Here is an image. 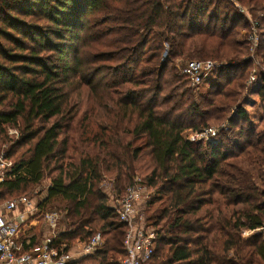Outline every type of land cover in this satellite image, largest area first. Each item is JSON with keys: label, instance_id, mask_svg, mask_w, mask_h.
<instances>
[{"label": "trees", "instance_id": "1", "mask_svg": "<svg viewBox=\"0 0 264 264\" xmlns=\"http://www.w3.org/2000/svg\"><path fill=\"white\" fill-rule=\"evenodd\" d=\"M237 1L264 62V0ZM249 30L230 0H0V155L13 162L0 205L49 174L38 211L64 215L53 246L66 254L100 233L102 248L69 264H120L127 226L101 183L123 197L141 174L151 264H264L263 236L244 237L264 224V130L243 106ZM193 60L222 65L198 96L181 69ZM212 126L216 144L185 135Z\"/></svg>", "mask_w": 264, "mask_h": 264}, {"label": "built area", "instance_id": "2", "mask_svg": "<svg viewBox=\"0 0 264 264\" xmlns=\"http://www.w3.org/2000/svg\"><path fill=\"white\" fill-rule=\"evenodd\" d=\"M237 9L250 21V32L247 41L251 51L254 53L259 46L260 36L258 32L259 24L252 18L247 9L237 0ZM252 53V54H253ZM255 60L254 55L251 56ZM222 65L214 61H191L182 70V74L189 78L193 87L200 86L204 79ZM264 73V72H263ZM251 77L249 85H252L257 78ZM258 82V83H257ZM258 88L263 84L262 80H257ZM188 139L192 142L205 139L207 143L216 144L218 132L214 128H208L203 132L191 134ZM13 162L7 158L6 154L0 155V182L8 173H12ZM144 188L136 183L127 193L117 200L114 208L120 220L127 226L124 239L125 256L120 264H151L156 252V233L138 221L139 207L143 199ZM25 207L29 212H37L32 206V199L21 197L0 205V264H69L71 258L61 254L54 246L53 242L62 232L61 221L64 215L58 212H48L44 216V221L50 229V236L38 246L33 253H26L23 244L20 242V235L24 221H9L4 213H11L17 209ZM4 213H3V212ZM249 235L261 234L264 238V224L255 231H248ZM80 253L84 256L94 255L103 246V237L96 234L89 242L81 243Z\"/></svg>", "mask_w": 264, "mask_h": 264}, {"label": "rangeland", "instance_id": "3", "mask_svg": "<svg viewBox=\"0 0 264 264\" xmlns=\"http://www.w3.org/2000/svg\"><path fill=\"white\" fill-rule=\"evenodd\" d=\"M233 3H235V2H233ZM237 3L240 5V3L238 1H237ZM235 5H236V3H235ZM236 7H237V5H236ZM249 32H250V30L248 32L247 31L242 32L241 34L246 39L248 37ZM252 53L253 52L251 51L250 57L252 55H254V53L253 54ZM254 57H255V60H253V63L251 65V73H250V80L249 81H251L252 76L256 77L257 80L258 79L260 80L261 79L260 75L263 74V72H264V62L261 59L257 58L256 55H254ZM179 61L180 60H178L176 62L178 63ZM193 61H212V60H193ZM189 62H191V61H189ZM214 62L221 65V63H219L217 61H214ZM183 68L184 67H182L181 69H183ZM257 80L251 85L249 92L246 93V95L243 99V103H244L243 106L247 110V112L249 113L250 125H252V127H254L257 131L261 132L264 130V103L260 101L259 96L257 97V95H255V93L258 94L257 89L259 87L257 84L258 83ZM211 82H212V80L210 78H208L200 86L195 87V88H198L195 92L197 94L196 96H198L199 94L206 93L210 89ZM85 109H87V106H85V108L81 111V114L79 115L78 119L81 118V115L85 111ZM224 127H225V129H227V126L223 125V128ZM211 128H214L218 132V140H219V138H221V137H219L220 127L218 128L216 126H212ZM191 134H195V133H193L191 131H188L185 133L187 138ZM11 135H13L15 137L17 136V134L14 130L11 131ZM200 141L207 143L205 139H202ZM235 163L240 165L243 169L252 172L256 177L259 175L258 170L256 168H254L252 165L248 164L247 162H245L243 160H238L237 162L235 161ZM142 177L143 176H141V174H140L137 176V178L135 180L136 183H139L144 188L143 189L144 191L142 194L143 199H142V201L140 203V207H139L138 221L141 222V224L146 225L150 229V231H155V228H153V226L150 225L151 224V222L149 221L150 211L148 208V203L150 202V200H152L154 198V194H153V191L151 189L146 188L145 184H142V182H141ZM51 179L52 178L48 174L45 177V179L43 180L41 185H39L35 188L32 187L23 195H27L29 198H31L33 201H35L37 203V205H39V203H41L47 196V191H48L49 185L51 184ZM101 187H102L104 193H106L109 197V205L111 207H114L117 200H119L121 197V196L119 197L118 195H116L114 181L111 179V177L106 176V177H104V179L101 183ZM18 196H20V195H18ZM11 198L12 197L8 198L7 200H10ZM157 206L158 205H155L154 208H156ZM52 212L61 213L60 211H52ZM46 213H48V212L42 211V214L38 217V219L42 218L44 220V216ZM42 219L39 220V221H41L39 223V227L44 226L43 222L45 223V221H43ZM24 231H26V230H24L22 228L21 229V235H23ZM244 237H250L248 231L245 232ZM41 241L42 240H40L39 242H41ZM75 248H76V245L71 250H77Z\"/></svg>", "mask_w": 264, "mask_h": 264}, {"label": "crops", "instance_id": "4", "mask_svg": "<svg viewBox=\"0 0 264 264\" xmlns=\"http://www.w3.org/2000/svg\"><path fill=\"white\" fill-rule=\"evenodd\" d=\"M257 97L259 96V88L257 89ZM32 206L33 208L37 209V212H29V209L22 207L20 209H17L11 213H4V216L6 217L7 220L9 221H24L25 224L22 226V228L26 231H24L23 235H20V242L23 244V249L24 245L26 244L29 246L30 244H35L36 246L31 247V249L26 253H33L38 246L41 245V243L48 239L50 236V229L48 228L47 223L43 222L44 226L39 227V223L41 219H38V217L42 214L38 211V205L35 201L32 200ZM43 220V219H42ZM44 221V220H43ZM63 226V225H62ZM61 226V227H62ZM40 228V229H39ZM42 240L41 242H39ZM25 243V244H24ZM37 243V244H36ZM81 243L76 244L77 250H70L67 255L71 258V261H80L82 260L85 256L80 253L81 250Z\"/></svg>", "mask_w": 264, "mask_h": 264}]
</instances>
